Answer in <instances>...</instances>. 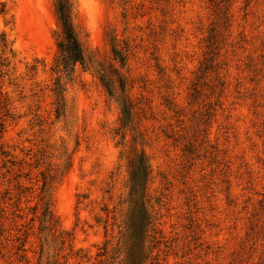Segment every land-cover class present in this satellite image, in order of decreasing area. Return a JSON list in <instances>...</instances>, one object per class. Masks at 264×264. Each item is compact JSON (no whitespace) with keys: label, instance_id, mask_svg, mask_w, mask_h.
Listing matches in <instances>:
<instances>
[{"label":"rangeland","instance_id":"rangeland-1","mask_svg":"<svg viewBox=\"0 0 264 264\" xmlns=\"http://www.w3.org/2000/svg\"><path fill=\"white\" fill-rule=\"evenodd\" d=\"M0 2V264H264V0Z\"/></svg>","mask_w":264,"mask_h":264},{"label":"trees","instance_id":"trees-1","mask_svg":"<svg viewBox=\"0 0 264 264\" xmlns=\"http://www.w3.org/2000/svg\"><path fill=\"white\" fill-rule=\"evenodd\" d=\"M6 13L5 4L0 2V14L4 15ZM56 14L58 16V20L61 28V40L58 43V48L61 54V59L58 62L57 70L60 72L61 69L63 72H67L69 65L75 66L77 63L84 64L85 56L82 49V46L78 40L77 34L74 29L73 21H72V0H56ZM0 45L6 46V39L2 35L0 38ZM104 76L101 77V81L104 82V86L111 92L115 93L116 88L113 84H108L103 79ZM61 91H63L59 84H57L55 88V92L57 97H61ZM120 91L122 93V113L127 116H132V106L126 97L123 95L125 91V82L121 80ZM0 103L3 104V107L6 108V113L3 117L8 115V98L5 97L0 92ZM4 122L5 119H1L0 121V134L4 130ZM130 196L131 198H145L146 185L150 175V167L148 165V161L146 160L143 154H135L133 158L130 160ZM2 193L0 192V200L2 199ZM0 207V212H1ZM104 254L107 253V246L103 248Z\"/></svg>","mask_w":264,"mask_h":264}]
</instances>
